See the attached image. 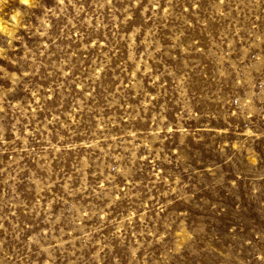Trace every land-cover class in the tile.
<instances>
[{
    "label": "rangeland",
    "instance_id": "obj_1",
    "mask_svg": "<svg viewBox=\"0 0 264 264\" xmlns=\"http://www.w3.org/2000/svg\"><path fill=\"white\" fill-rule=\"evenodd\" d=\"M262 255L264 0L0 4V264Z\"/></svg>",
    "mask_w": 264,
    "mask_h": 264
},
{
    "label": "clouds",
    "instance_id": "obj_2",
    "mask_svg": "<svg viewBox=\"0 0 264 264\" xmlns=\"http://www.w3.org/2000/svg\"><path fill=\"white\" fill-rule=\"evenodd\" d=\"M5 2H6V0H0V4L5 3ZM20 4L21 5H29L30 0H20ZM13 19L15 20V17H13ZM187 239L192 240L194 238L192 236H188ZM259 262H260V264H264V255L260 256Z\"/></svg>",
    "mask_w": 264,
    "mask_h": 264
}]
</instances>
